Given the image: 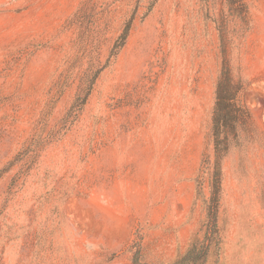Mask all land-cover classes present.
Listing matches in <instances>:
<instances>
[{"label": "rangeland", "instance_id": "374dc122", "mask_svg": "<svg viewBox=\"0 0 264 264\" xmlns=\"http://www.w3.org/2000/svg\"><path fill=\"white\" fill-rule=\"evenodd\" d=\"M244 3L225 57L250 121L204 264H264V0ZM219 10L0 0V264H172L203 240Z\"/></svg>", "mask_w": 264, "mask_h": 264}, {"label": "trees", "instance_id": "16d2710c", "mask_svg": "<svg viewBox=\"0 0 264 264\" xmlns=\"http://www.w3.org/2000/svg\"><path fill=\"white\" fill-rule=\"evenodd\" d=\"M205 5H220L218 21H215L220 35L223 61L215 86V101L211 117V137L213 142V163L211 167V192L207 208L204 238L193 240L186 251L172 264H204L210 247L218 236L217 214L222 180V161L232 147L238 143L241 131L249 124V110L242 101L244 85L232 73L226 59L227 25L234 22L239 29L247 23L248 10L244 0H202ZM129 25L122 39L125 40ZM241 30V29H240Z\"/></svg>", "mask_w": 264, "mask_h": 264}]
</instances>
